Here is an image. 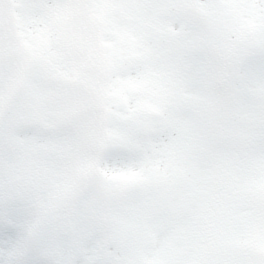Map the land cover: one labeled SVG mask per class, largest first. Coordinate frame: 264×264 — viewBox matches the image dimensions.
<instances>
[{
	"label": "snow or ice",
	"instance_id": "1",
	"mask_svg": "<svg viewBox=\"0 0 264 264\" xmlns=\"http://www.w3.org/2000/svg\"><path fill=\"white\" fill-rule=\"evenodd\" d=\"M0 264H264V0H0Z\"/></svg>",
	"mask_w": 264,
	"mask_h": 264
}]
</instances>
